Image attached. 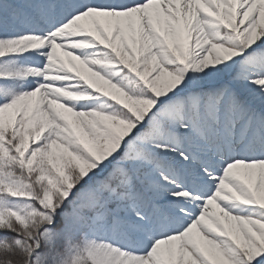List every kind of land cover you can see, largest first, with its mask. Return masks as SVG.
I'll use <instances>...</instances> for the list:
<instances>
[{"label":"snow or ice","instance_id":"snow-or-ice-1","mask_svg":"<svg viewBox=\"0 0 264 264\" xmlns=\"http://www.w3.org/2000/svg\"><path fill=\"white\" fill-rule=\"evenodd\" d=\"M0 264H264V0H0Z\"/></svg>","mask_w":264,"mask_h":264}]
</instances>
